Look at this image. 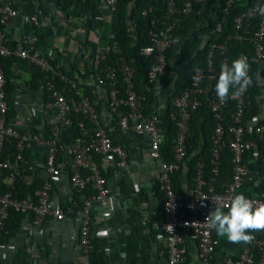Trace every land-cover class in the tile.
Instances as JSON below:
<instances>
[{
	"label": "built area",
	"instance_id": "1",
	"mask_svg": "<svg viewBox=\"0 0 264 264\" xmlns=\"http://www.w3.org/2000/svg\"><path fill=\"white\" fill-rule=\"evenodd\" d=\"M96 1L100 9L115 12L117 0ZM165 1L166 7L161 13H156L154 6L144 11L145 16L152 15L149 34L154 44L142 48L141 55L153 57L147 79L157 97H161L162 78L167 73V51L177 43L176 31L190 15L203 12L210 0ZM238 2L240 0H226L225 11ZM261 6H264V0H254L251 7L235 18L236 35L228 37L219 46L212 45L207 65L195 69L191 87L173 97L175 111L170 116L178 128L177 144L173 160L164 162L160 152L164 133L159 114L154 111L146 115L147 95L138 92L136 71L123 54L120 40L112 36L111 27L105 25L102 28L101 34L108 37L104 44L99 40L94 42L89 66L83 62V48L77 63L62 52L56 63L53 50L38 45L42 38L40 30L44 28L39 15L28 14L22 0H0V59L25 60L42 72L35 87L20 84L14 94L17 116L9 118L6 74L0 62V264H38L35 261L19 263L17 250L2 243L5 222L12 210L27 215L22 231L28 234L44 228L48 221L61 223L75 214L80 224L79 243L85 251L92 249L93 209L107 207L111 200L104 172L127 169L130 165L126 147L113 140L112 134L116 130L148 137V157L160 165L158 189L163 195L162 229L170 264L183 263L187 259L183 234L197 243L199 264H264V231L262 236L251 233L252 241L246 243L236 257L225 256L216 263L217 235L205 223L216 204L228 205L237 194L244 193L250 199L264 203V196H255L249 190L251 183L261 179L258 162L264 154V110L263 115L245 118L247 110L251 113L253 108L248 92L250 86L243 94L230 93V98L221 102L215 92L220 72L214 62L215 49L219 48L225 54L230 43L237 41L251 47L249 53L242 54L250 65V77L253 66L264 64ZM250 10H254L255 15L250 16ZM17 19L24 21L27 30L15 39L10 35V27ZM98 19L105 21L103 15ZM221 28L222 23H219L216 31ZM49 37L52 46L55 44L53 36ZM110 54L118 56L117 62L105 65ZM63 63L70 68L73 66V77L64 72ZM224 63H227L226 59ZM163 101L159 99L161 104ZM203 101L210 107L216 122L210 158L212 173L218 176L222 152L228 147L232 153V176L219 188L207 182L205 162L200 161L194 188L176 193L171 176L180 170L187 155L191 115ZM229 102L234 103V109H229ZM122 107L127 111H122ZM225 111L229 119H226ZM77 116H80L79 120H75ZM74 125L78 129L76 134L72 131ZM65 173L73 193L67 209L61 201L54 199L55 185ZM27 175L32 179L42 177V187L34 194L16 199L13 193L16 181L19 176ZM5 188L6 191H2ZM75 195L79 196L81 204L74 202ZM110 215L108 210L103 212L104 217Z\"/></svg>",
	"mask_w": 264,
	"mask_h": 264
},
{
	"label": "trees",
	"instance_id": "2",
	"mask_svg": "<svg viewBox=\"0 0 264 264\" xmlns=\"http://www.w3.org/2000/svg\"><path fill=\"white\" fill-rule=\"evenodd\" d=\"M87 1V2H86ZM179 3L182 0H177ZM51 4L49 0H22L23 7L28 14L37 13L42 19L52 11L55 7L57 12L52 15L60 24V28L69 33H73L70 37L76 39L83 48V62L89 66L95 50V43L91 37H100L102 28L106 22L99 20L98 17L103 15L102 9L98 7L96 0H53ZM254 0H240L231 9L225 11L226 0H210L209 5L201 13H193L185 19L181 28L176 31L177 43L167 51V73L162 78V94L157 97L153 92V85L147 79L148 70L152 64L153 57H145L141 55V49L152 46L154 44L149 34L151 25V14L144 15V11L154 6L156 13H161L166 7L165 0H117L114 19L111 25L112 36L118 38L123 46V54L128 63L136 71V87L139 93L147 95L145 103L146 115L152 112H158L161 128L164 133V141L161 144L160 152L164 162H170L174 158V148L177 144L178 128L176 123L171 119V113L175 111L172 99L179 96L191 87L194 72L196 68H204L207 65L209 51L212 45H221L228 37H234L237 33L235 29V18L249 7L252 6ZM54 5V6H53ZM219 23H222L220 31H216ZM216 31V32H215ZM42 38L39 41V47L49 50L54 48L48 42L49 30H40ZM76 33V34H75ZM82 33V34H81ZM95 39V38H94ZM56 49V50H55ZM53 49L54 62H59L62 54L55 47ZM251 47L246 42L232 41L228 51L223 54L222 50L217 48L214 50L215 65L217 72H220V66L226 59L230 65L231 62L241 56L243 53H249ZM117 57L110 54L105 65H114ZM0 62L6 74V92L9 102V118L17 116L15 108L14 94L21 84V79L16 75V63L21 68L28 71L29 79L27 86H36L42 76L39 68L29 64L25 60L12 57L1 58ZM65 63V62H64ZM62 64L65 73L70 77L74 76L73 69L70 65ZM73 65V64H72ZM88 68V67H86ZM120 77V75H119ZM251 85L249 94L252 105L251 113L247 110L246 119L253 115H263L264 110V64L262 66H253L251 70ZM119 85L122 87V80L119 79ZM162 98L163 104L159 102ZM234 103L229 102V109H234ZM126 112L125 107L121 108ZM226 119L229 114L225 111ZM80 116L75 119L79 120ZM264 123V118L262 119ZM215 118L208 104L203 101L200 107L194 111L190 119L191 136L187 141V155L182 163L179 171L172 174V185L176 193H183L182 183L184 179L187 181L188 188L193 189L195 186V176L198 163L205 162V177L207 182L213 183L219 188L227 182L232 176L233 163L232 153L227 147L222 152V165L218 176L212 173V165L210 163L212 134L215 127ZM73 134L78 132L77 127H72ZM125 134L121 130H116L113 134V140L117 144H121L120 138ZM68 137V136H67ZM259 176L264 179V154L261 155L258 162ZM113 171L104 172L108 178ZM42 187V177L35 176L33 179L30 175L19 176L15 189L13 191L16 199H23L27 195L34 194ZM2 191H6V188ZM157 196L161 204H163V195L157 188ZM74 202L81 204L78 195L74 196ZM71 202L63 203L65 209ZM75 216V214L69 215ZM27 215L22 212L12 210L10 216L5 222V231L2 239L3 244H8L11 239L15 238L22 231L23 223ZM258 236H262V231L254 232Z\"/></svg>",
	"mask_w": 264,
	"mask_h": 264
},
{
	"label": "crops",
	"instance_id": "3",
	"mask_svg": "<svg viewBox=\"0 0 264 264\" xmlns=\"http://www.w3.org/2000/svg\"><path fill=\"white\" fill-rule=\"evenodd\" d=\"M50 1L54 4L53 0ZM50 8L52 11L42 19L43 29L51 31L49 36H53L55 43L52 45L54 48L50 50L57 47L66 58L77 63L82 47L76 39L70 37L72 30L66 33L60 28V24L52 16L57 9ZM102 12L106 25L111 27L114 13L109 9H102ZM24 30H27V25L22 19H17L10 27V35L16 39ZM94 38L91 37L94 42L99 40L98 42L104 44L108 37L100 34L99 38ZM15 69L21 83H27L28 71L21 68L20 64ZM120 141L128 150L130 165L127 169H117L109 174L111 200L107 207L98 206L93 209L92 249H82L79 243V220L76 216H68L61 223L51 220L44 228L32 234L21 231L11 239L8 245L17 250L19 263L35 261L38 264H170L162 229V204L157 196L160 165L148 157V137L126 132ZM182 187L183 191L188 189L185 179ZM249 190L255 196H264V179L251 183ZM72 196L65 173L55 185L54 199L68 203L71 202ZM106 210L111 213L109 217L103 216ZM183 237L187 247V259L178 264H199L197 243L189 240L186 234H183ZM217 239L216 263L225 256L236 257L246 245L228 242L226 238H220L218 235ZM106 249L109 251L106 252ZM121 252L127 254L125 259H121Z\"/></svg>",
	"mask_w": 264,
	"mask_h": 264
},
{
	"label": "clouds",
	"instance_id": "4",
	"mask_svg": "<svg viewBox=\"0 0 264 264\" xmlns=\"http://www.w3.org/2000/svg\"><path fill=\"white\" fill-rule=\"evenodd\" d=\"M259 14L264 15V6L259 9ZM249 15H255L254 10ZM250 65L247 57L241 55L231 64H221L219 78L215 85L217 98L224 102L231 95L243 94L251 85ZM228 211L225 212L224 208ZM214 229L220 238H226L234 244L250 243L256 231H264V203L250 199L244 193L235 195L228 205L216 204L206 222ZM126 253L121 252V259H125Z\"/></svg>",
	"mask_w": 264,
	"mask_h": 264
},
{
	"label": "rangeland",
	"instance_id": "5",
	"mask_svg": "<svg viewBox=\"0 0 264 264\" xmlns=\"http://www.w3.org/2000/svg\"><path fill=\"white\" fill-rule=\"evenodd\" d=\"M93 37V39H94V36H92Z\"/></svg>",
	"mask_w": 264,
	"mask_h": 264
}]
</instances>
